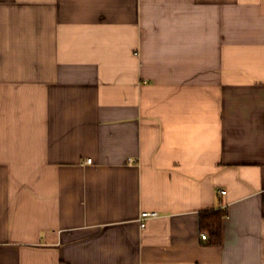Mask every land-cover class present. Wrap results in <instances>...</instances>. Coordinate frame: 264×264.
I'll return each instance as SVG.
<instances>
[{
  "label": "crops",
  "instance_id": "obj_1",
  "mask_svg": "<svg viewBox=\"0 0 264 264\" xmlns=\"http://www.w3.org/2000/svg\"><path fill=\"white\" fill-rule=\"evenodd\" d=\"M0 264H264V0H0Z\"/></svg>",
  "mask_w": 264,
  "mask_h": 264
},
{
  "label": "trees",
  "instance_id": "obj_2",
  "mask_svg": "<svg viewBox=\"0 0 264 264\" xmlns=\"http://www.w3.org/2000/svg\"><path fill=\"white\" fill-rule=\"evenodd\" d=\"M225 212L220 209L208 211L200 215V224L210 235L212 243H218L221 232V222Z\"/></svg>",
  "mask_w": 264,
  "mask_h": 264
},
{
  "label": "built area",
  "instance_id": "obj_3",
  "mask_svg": "<svg viewBox=\"0 0 264 264\" xmlns=\"http://www.w3.org/2000/svg\"><path fill=\"white\" fill-rule=\"evenodd\" d=\"M91 159H86V162L87 163H90ZM130 162V160H129ZM224 191H220V193H223ZM156 216V213L154 212H142L140 214V220L143 221L145 219H148V218H151V217H155ZM201 238L205 239L206 238V234L205 233H201Z\"/></svg>",
  "mask_w": 264,
  "mask_h": 264
}]
</instances>
